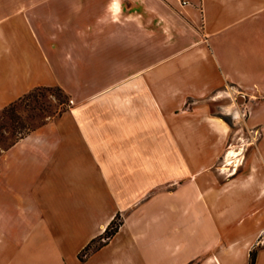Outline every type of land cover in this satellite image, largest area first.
Masks as SVG:
<instances>
[{
    "label": "crops",
    "instance_id": "crops-1",
    "mask_svg": "<svg viewBox=\"0 0 264 264\" xmlns=\"http://www.w3.org/2000/svg\"><path fill=\"white\" fill-rule=\"evenodd\" d=\"M184 1L0 0V111L69 100L0 151V264H264V156L228 147L262 125L264 0Z\"/></svg>",
    "mask_w": 264,
    "mask_h": 264
},
{
    "label": "rangeland",
    "instance_id": "rangeland-1",
    "mask_svg": "<svg viewBox=\"0 0 264 264\" xmlns=\"http://www.w3.org/2000/svg\"><path fill=\"white\" fill-rule=\"evenodd\" d=\"M228 99L229 98H220L216 101L210 99L208 103L210 104V108L213 113H217L222 117V119L228 121L229 123H231V120L236 123L234 125L236 132L238 131V126L247 113L242 102H239L240 107L235 109L234 114L229 117L223 115L221 113V103ZM68 103L69 100L66 94L55 86L36 87L24 96L15 100L13 106L9 109L0 111V151L7 147L18 136L24 135L45 121L56 116L67 106ZM261 104H264V102H261ZM262 107H264V105ZM253 109L258 110L260 109V106L254 104ZM260 120L262 123V125L259 126L260 133L258 131L249 132L247 130H239V136H237L234 140H231L234 141V144L232 146L229 144L228 147H232L233 149L235 148L238 152L240 151L243 156L250 152L264 156V112H262ZM224 162L225 161H222V163ZM238 166L239 168L242 167L240 162L237 167ZM236 169L237 168L234 170ZM239 194V192H236L237 201ZM244 195L250 196L252 194L243 192L241 196ZM262 242H264V233L261 237H257L255 246L257 244L261 245Z\"/></svg>",
    "mask_w": 264,
    "mask_h": 264
},
{
    "label": "trees",
    "instance_id": "trees-1",
    "mask_svg": "<svg viewBox=\"0 0 264 264\" xmlns=\"http://www.w3.org/2000/svg\"><path fill=\"white\" fill-rule=\"evenodd\" d=\"M59 90L62 91V89L59 86H56ZM67 96V95H66ZM14 102H11L7 106H5L2 110H7L11 106H13ZM26 134V133H25ZM22 136V135H20ZM19 137V136H18ZM122 224V216L118 213L116 214L113 219L108 223L106 226L105 230L96 238L92 239L78 254V257L81 260H84L90 253L93 251L97 250L104 244H106L109 239L117 232L119 229L120 225ZM255 257H256V250L252 249L250 251V256H249V263L248 264H254L255 262Z\"/></svg>",
    "mask_w": 264,
    "mask_h": 264
},
{
    "label": "bare ground",
    "instance_id": "bare-ground-1",
    "mask_svg": "<svg viewBox=\"0 0 264 264\" xmlns=\"http://www.w3.org/2000/svg\"><path fill=\"white\" fill-rule=\"evenodd\" d=\"M227 154H228L227 161H230V159L233 158V156H235L237 153L235 150L230 149L228 150Z\"/></svg>",
    "mask_w": 264,
    "mask_h": 264
},
{
    "label": "built area",
    "instance_id": "built-area-1",
    "mask_svg": "<svg viewBox=\"0 0 264 264\" xmlns=\"http://www.w3.org/2000/svg\"><path fill=\"white\" fill-rule=\"evenodd\" d=\"M183 2L185 3V1L183 0Z\"/></svg>",
    "mask_w": 264,
    "mask_h": 264
}]
</instances>
